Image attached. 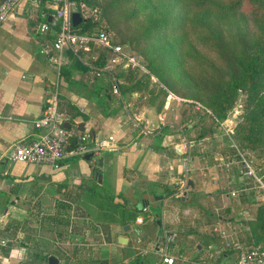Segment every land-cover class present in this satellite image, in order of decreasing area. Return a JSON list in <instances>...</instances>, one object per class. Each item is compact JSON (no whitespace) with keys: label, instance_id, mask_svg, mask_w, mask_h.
Listing matches in <instances>:
<instances>
[{"label":"crops","instance_id":"0c3cea01","mask_svg":"<svg viewBox=\"0 0 264 264\" xmlns=\"http://www.w3.org/2000/svg\"><path fill=\"white\" fill-rule=\"evenodd\" d=\"M44 3L34 7L21 0L0 24V155L13 143L29 142L40 132L33 121L40 116L54 84L58 86L57 113L62 125L67 122L68 127L76 128L82 122L84 131L80 133L88 135L93 130V140L111 136L113 144L88 160L65 156L57 168L0 159V239L5 240L0 246V264H47L48 256L55 257L57 264H166L160 260L162 250L175 264L177 258L168 246L177 229L187 238L197 236L192 227H181V222L186 220L183 214L192 194L209 193L217 187L212 166L210 175L203 177L204 172L195 170L200 158L190 155L189 169L181 168L174 150L175 144L182 143L176 140L179 132L173 133L165 118L169 105L157 112L142 106L136 121L131 120L116 98L99 88L88 57L74 55L75 60L64 52L61 65L71 70L64 80L37 55V45L51 39L49 34L35 33L43 20L40 10L49 8ZM129 98L125 97L128 104ZM98 157L101 166H97ZM235 159L226 164L228 173L237 167ZM93 173L100 174L99 182ZM100 188L122 195L129 205L143 207V216L129 222L125 231L117 220L93 218L89 191ZM165 188L174 191L166 195ZM119 201L115 196L114 202ZM199 230L202 236L204 231ZM166 236L173 237L168 244ZM119 237L125 243H118ZM203 238H193V252L181 256L178 264H204L190 260L192 254H203L200 243L204 241V253L211 256L218 252L207 250L215 244ZM221 257L218 264H230L223 254Z\"/></svg>","mask_w":264,"mask_h":264},{"label":"trees","instance_id":"16d2710c","mask_svg":"<svg viewBox=\"0 0 264 264\" xmlns=\"http://www.w3.org/2000/svg\"><path fill=\"white\" fill-rule=\"evenodd\" d=\"M132 2L137 4L133 13L148 9L139 38L149 44L145 45L147 55L144 66L161 83L159 90L165 95L167 91L177 95L173 80L182 77L185 89L178 95L197 100L209 109L216 123L226 118L240 91L244 95V112L242 123L236 130L237 140L242 142L244 139L252 147L259 141L257 138L262 132L264 142V0H185L182 6H179V0H169L159 2L157 5L160 9L154 7L150 0H83L84 4L100 10L101 18L111 29H116V15L121 7ZM43 4L44 0L38 6ZM174 6L178 8L176 11H173ZM40 12L46 14L47 9L42 8ZM247 16L250 26L245 25L244 17L247 19ZM95 21L84 19L71 29L76 33L89 34L93 32ZM97 25L98 30L105 31L104 25ZM134 40L132 36L121 37L116 44L122 47V44H130ZM192 40L209 45L214 56L213 62L209 61L203 70L196 73L197 77L191 75V64L188 62L200 61L203 57L197 53ZM65 53L77 59L71 51ZM106 56L103 48L97 49L93 63L102 66ZM70 74L69 67L60 66L62 79L68 80ZM126 74L125 85H118L122 97L146 90V74L136 79L135 73L128 71ZM71 144L73 141H70ZM173 191L174 188H165L166 195ZM89 192L91 198L88 202L93 205L89 214L95 212L92 216L98 220H117L125 225L143 213V207L129 205L128 200L120 194L113 195L101 188L97 191L90 189ZM115 196L120 199L119 202H114ZM241 224L245 244L264 248V205L256 209L251 219ZM219 254L221 256L225 251Z\"/></svg>","mask_w":264,"mask_h":264},{"label":"rangeland","instance_id":"374dc122","mask_svg":"<svg viewBox=\"0 0 264 264\" xmlns=\"http://www.w3.org/2000/svg\"><path fill=\"white\" fill-rule=\"evenodd\" d=\"M73 1L76 4L81 1L83 2V0ZM150 1L154 7H157L159 2L166 3V1L169 0ZM184 1L185 0H179V6H182ZM135 7H137V4H134L133 2L122 6L119 10V14L116 15V29H111L101 18L100 10L98 8L86 4H84V7L81 9L78 6H75L76 12H78L82 18L89 19L90 21L98 20L94 22L93 32L98 30L97 23L101 26L104 25L107 36L112 43H118L121 37H134L135 40L130 44L121 43L123 45L122 47H124V51L134 55L146 71L144 73L137 71L134 75V79L143 74H146L148 77L146 90L142 93L137 92L133 95L130 94L129 104L121 95L119 97L116 93L112 92L113 86L117 81H119L118 85H125L124 79L127 75V70H124L119 66L107 67L105 70H92L93 76L97 77L96 81L95 79L94 81L98 83L97 85H99L100 89L106 92V95L111 93L112 98H114V100L116 98L118 104L124 107V115L128 116L131 120L134 119V121H136L135 116L139 114L138 111L142 106L153 107L157 112L161 110L163 105H169V111L165 118L167 117L169 120L172 132H179V136L176 140L181 139L180 142H183L182 140L184 137L187 140L193 141V145L189 149V156L197 155L200 158L198 164L195 166L197 167L195 168L196 172L198 173L199 169L201 172H204L202 174L203 177L209 176L210 172L208 169L212 166L216 179H218L217 187L209 193L192 194V197L194 198L190 199L191 203L189 207H187V212L185 215L183 214L186 220L181 222V227H192V230L197 233V236L192 234L190 238H187L180 233L183 230L177 229L175 230V240L172 243L169 241L170 244L168 247L172 248V251L170 252L177 258H174V263L178 264L181 262L178 260L181 256H184L185 258L189 253L193 252V238L194 240H197L199 237H201V239L204 237L203 239H207V242H213L215 244L213 249L208 247L211 249L207 250H217L218 252L213 253L211 256L208 255V253H204L206 250V243L204 241V243H200V253L203 254H192L190 260L204 264L208 262L218 264L222 258L219 254V248L224 247L226 242L233 239L243 244L246 243L241 222L251 219L256 212V209L264 205V192L260 186L257 185V182L251 178H246L239 173V169L241 168L240 161L241 158H243L245 163L250 165L254 172L261 176V181L264 184L263 133L261 132V134H259V137L257 138L259 141L254 143L252 147H250L251 145L244 139H242V142L239 139V141L237 140L236 130L238 129L239 124L242 123L244 112V95L240 91H238L237 96L232 103V108L226 114V118L218 123L215 122L214 116L209 109L202 106L197 100L183 98L181 95H178L184 91L183 89H185L181 76L179 80H173L174 88L178 91L177 95L169 91H167L166 95L163 94V92L159 90L160 87H162L161 83L144 66L147 55L145 45L149 44H145L146 42L143 43L139 38L146 21L144 14L145 12H148V9H144L140 11V13H133L132 11ZM158 9H160L159 6ZM177 9V6L173 7V11H176ZM141 12L143 13L141 14ZM246 15L248 14L246 13ZM244 19L245 25L250 26L248 16L247 19L245 17ZM138 38L140 40H138ZM192 43L199 56L203 57L200 61L188 62L191 64V66H189L191 75L195 76L196 73L207 66L209 61H214V56L209 45H205L199 40H192ZM97 49H100V47L97 48L94 45H90L87 51L80 53L86 58L88 57L87 61L89 64L95 65L93 63L94 60L91 57L96 53ZM151 52L153 53L152 50ZM155 53L156 50H154V54ZM185 66L187 67V65ZM120 75L121 77H119ZM199 136L202 137L199 138ZM260 149H262L261 152L259 151ZM229 150L231 152L233 151L234 155H230L228 153ZM222 153H225L226 156L224 157ZM214 156L220 158V160L218 158L215 160V158H213ZM232 157L236 158L237 167L232 170L233 172L228 173L226 171L228 166L226 167L224 165H228ZM231 190H234V196H231ZM150 210H152L153 213H159L160 211V209ZM243 210H246L247 212H243ZM85 214L88 216V213L85 212ZM92 215H95V212H93ZM140 216H143V213L140 214ZM192 222L194 223L193 226H191ZM199 229L204 231L202 236ZM223 250L225 251V254H228V248L225 247Z\"/></svg>","mask_w":264,"mask_h":264},{"label":"built area","instance_id":"2783aa9c","mask_svg":"<svg viewBox=\"0 0 264 264\" xmlns=\"http://www.w3.org/2000/svg\"><path fill=\"white\" fill-rule=\"evenodd\" d=\"M21 0H0V24L7 19L15 10ZM42 0H28L30 5L36 7ZM48 4V11L43 14V20L35 28L37 34H49L51 39L37 45L36 53L41 56L48 65L53 66L57 71L61 65L63 53L66 50L73 55L87 51L90 45L103 48L106 53V60L102 66L90 64L92 70H105L107 67L119 66L124 70L133 73L146 72L138 59L116 43H112L103 30L89 34H80L71 29L70 15L76 12L75 6L80 9L84 7L81 1L76 4L73 0H44ZM49 16V20L47 17ZM95 60V56L91 57ZM118 84H114L112 92L120 97ZM58 86L54 84L47 98H45L40 116L33 121V127L40 132L31 141H18L5 149L0 159L25 164H47L57 168L65 156L82 157L90 153L97 155L102 150L113 144V138L107 136L105 139L90 140L89 136L80 133L76 128L64 127L57 113ZM134 126H137L134 124ZM70 141L73 144L70 145ZM183 142L175 144L174 150L180 156V166L183 170L189 169V149L193 141L183 137ZM201 141V140H200ZM199 141V142H200ZM2 156V158H1ZM241 173L246 178H251L264 192V184L261 176L256 174L252 167L241 158ZM244 162V164H243ZM226 166V164L224 165ZM231 196L235 195L234 190L230 191ZM173 237L166 236L168 244ZM5 245V240L0 239V246ZM228 248L230 253L223 254L230 264H264V248L259 245L251 246L231 239L219 248V252ZM161 262L173 264V257L165 255L164 250L160 254Z\"/></svg>","mask_w":264,"mask_h":264},{"label":"water","instance_id":"95a60500","mask_svg":"<svg viewBox=\"0 0 264 264\" xmlns=\"http://www.w3.org/2000/svg\"><path fill=\"white\" fill-rule=\"evenodd\" d=\"M47 20H49V16L47 17ZM83 20H84V18H82L78 12H72L71 15H70V23H71V26H72V27L77 26V25H78L79 23H81ZM63 126H64V127H68V123H67V122H64V123H63ZM76 129H77V131H79V132H83V131H84L83 123H82V122H79V123L76 125ZM88 136H89L90 140H93V130H89V131H88ZM90 157H91V154H90V153L84 155V159H86V160H88ZM101 160H102L101 157H98V158H97V166H101ZM93 174L97 177V181L99 182V181H100V174H98V173H93ZM187 184H188L190 187L192 186V183H191V181H189V180L187 181ZM156 198L160 199L161 196H157ZM138 208H139V207H138ZM128 228H129V227H128L127 224H125V225L122 226V230H123V231L127 230ZM124 240H125L124 238L119 237V238L117 239V242H118V243H125ZM197 248H199V246H197ZM46 263H47V264H57L58 261H57V259H56L55 257H53V256H48V257H47V262H46Z\"/></svg>","mask_w":264,"mask_h":264}]
</instances>
